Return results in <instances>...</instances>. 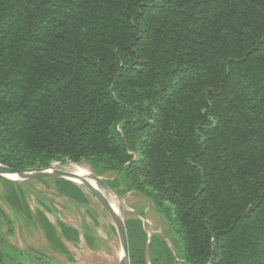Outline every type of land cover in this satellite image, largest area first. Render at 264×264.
I'll list each match as a JSON object with an SVG mask.
<instances>
[{
	"label": "trees",
	"instance_id": "trees-1",
	"mask_svg": "<svg viewBox=\"0 0 264 264\" xmlns=\"http://www.w3.org/2000/svg\"><path fill=\"white\" fill-rule=\"evenodd\" d=\"M64 161L147 196L184 264H264V0H0V163ZM126 227L146 264L147 234Z\"/></svg>",
	"mask_w": 264,
	"mask_h": 264
},
{
	"label": "rangeland",
	"instance_id": "rangeland-1",
	"mask_svg": "<svg viewBox=\"0 0 264 264\" xmlns=\"http://www.w3.org/2000/svg\"><path fill=\"white\" fill-rule=\"evenodd\" d=\"M53 166L69 171L82 166L89 174L94 173L87 162H55ZM101 177L112 182V186L107 190L100 184L97 186L116 205L125 223L147 234L146 264H184L179 255L177 231L153 202L138 191H127L123 179L114 181L115 173ZM6 179L13 182L0 178V250L6 254L7 264H120L122 248L117 228L86 186L79 185L88 197L82 203L62 195L55 178ZM14 189L23 193L25 204L22 208L21 203H14L16 214L4 198ZM40 211L56 227L59 246L46 238L38 220ZM60 222L77 229L78 237L72 240L64 237ZM160 239L170 248L173 259ZM137 245L136 239H129L130 251Z\"/></svg>",
	"mask_w": 264,
	"mask_h": 264
},
{
	"label": "water",
	"instance_id": "water-1",
	"mask_svg": "<svg viewBox=\"0 0 264 264\" xmlns=\"http://www.w3.org/2000/svg\"><path fill=\"white\" fill-rule=\"evenodd\" d=\"M9 174H18L22 176L24 180L38 178L66 179L78 185L83 184L86 186L102 208L109 214L117 228L122 248L120 264H131L126 223L104 192L97 186V184H100L104 189H109L101 176L94 173L82 175L76 171L58 169L53 165L46 168L16 169L0 163V176L7 178L6 175Z\"/></svg>",
	"mask_w": 264,
	"mask_h": 264
},
{
	"label": "bare ground",
	"instance_id": "bare-ground-1",
	"mask_svg": "<svg viewBox=\"0 0 264 264\" xmlns=\"http://www.w3.org/2000/svg\"><path fill=\"white\" fill-rule=\"evenodd\" d=\"M76 169V172L82 174V175H88L89 172L85 169V167L83 168L82 166L81 167H77L75 168ZM6 177L8 179H11V180H24V178L18 174H9V175H6ZM111 201V200H110ZM112 203V202H111ZM114 207H116V205L114 203H112ZM117 210V207L115 208ZM118 211V210H117ZM122 252V251H121ZM120 257V256H119Z\"/></svg>",
	"mask_w": 264,
	"mask_h": 264
}]
</instances>
